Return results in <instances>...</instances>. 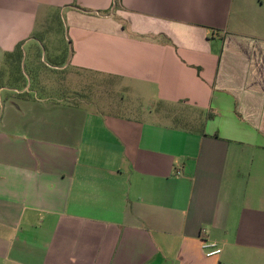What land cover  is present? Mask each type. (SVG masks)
Listing matches in <instances>:
<instances>
[{
    "label": "crops",
    "instance_id": "obj_1",
    "mask_svg": "<svg viewBox=\"0 0 264 264\" xmlns=\"http://www.w3.org/2000/svg\"><path fill=\"white\" fill-rule=\"evenodd\" d=\"M3 94L0 264H264V0H0Z\"/></svg>",
    "mask_w": 264,
    "mask_h": 264
},
{
    "label": "rangeland",
    "instance_id": "obj_2",
    "mask_svg": "<svg viewBox=\"0 0 264 264\" xmlns=\"http://www.w3.org/2000/svg\"><path fill=\"white\" fill-rule=\"evenodd\" d=\"M50 26H51V32L48 35L50 36V38H53L54 44L56 46H58V47L62 46L63 47V51H65L66 47L69 50L70 49V46H68L69 42L66 41V36L68 34L66 33V27H65V25H63L61 19L57 20L55 18L53 22H50ZM39 29L41 30V26H40ZM36 36H37V38L40 41L45 40L44 36H43V32H40V33L37 32ZM41 51L44 53V55L46 53H48V55L46 54L47 55V58H46L47 62L52 61L51 57H50L49 48H45L44 47V48H42ZM24 71H25V74L27 76V81L26 82L30 84L29 77L32 78V76H31V73H30L29 66L24 67ZM82 77H83L82 80H79L78 83H76V80H74V81L70 80L69 81V86H67V88H65L66 90H62L61 91V88H59L58 85L56 87L54 86L53 96L57 97V98H61V97H65V96H69V97L74 98L76 96H80L82 98H88V99H92V100H95V99L102 100V101H105L108 104L109 100L106 97H103L104 94H105L104 92H99L96 89V87L92 88L91 86H88V87L85 86V85L82 86V82L85 79H88L89 76L82 75ZM88 82H90V81H88ZM131 87H132V89H130L127 92L125 90H121L120 87L116 86L115 90H113L115 92V95L113 97L112 103L114 102L116 106L117 105L125 106V105H127L129 103H134L138 107H146V104L143 101V99H141L140 96L135 95V93L133 92L134 88H137V87H135V86H131ZM4 96H5V94H3L2 97H0V110L1 111L3 110V106H5V103H6V101L4 100ZM2 113H3V111H2Z\"/></svg>",
    "mask_w": 264,
    "mask_h": 264
},
{
    "label": "built area",
    "instance_id": "obj_3",
    "mask_svg": "<svg viewBox=\"0 0 264 264\" xmlns=\"http://www.w3.org/2000/svg\"><path fill=\"white\" fill-rule=\"evenodd\" d=\"M204 247L206 248L205 252H206V255L207 256H214V255H218V254L221 253V250L220 249H218V248L217 249H214V247L212 245H206ZM207 248H211L212 250L209 251V250H207Z\"/></svg>",
    "mask_w": 264,
    "mask_h": 264
}]
</instances>
